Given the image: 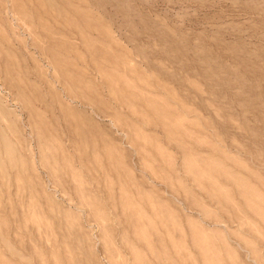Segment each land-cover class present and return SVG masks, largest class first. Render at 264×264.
Returning a JSON list of instances; mask_svg holds the SVG:
<instances>
[{"label": "rangeland", "instance_id": "374dc122", "mask_svg": "<svg viewBox=\"0 0 264 264\" xmlns=\"http://www.w3.org/2000/svg\"><path fill=\"white\" fill-rule=\"evenodd\" d=\"M0 264H264V0H0Z\"/></svg>", "mask_w": 264, "mask_h": 264}]
</instances>
